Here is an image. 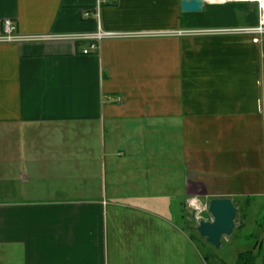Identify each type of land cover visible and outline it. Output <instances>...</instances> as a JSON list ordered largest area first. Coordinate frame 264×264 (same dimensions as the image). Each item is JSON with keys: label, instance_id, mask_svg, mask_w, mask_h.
Listing matches in <instances>:
<instances>
[{"label": "crops", "instance_id": "obj_1", "mask_svg": "<svg viewBox=\"0 0 264 264\" xmlns=\"http://www.w3.org/2000/svg\"><path fill=\"white\" fill-rule=\"evenodd\" d=\"M180 1L0 0V34L121 33L0 41V131L44 141L0 147V264H163L188 196L264 193V40L224 30L259 4Z\"/></svg>", "mask_w": 264, "mask_h": 264}, {"label": "rangeland", "instance_id": "obj_2", "mask_svg": "<svg viewBox=\"0 0 264 264\" xmlns=\"http://www.w3.org/2000/svg\"><path fill=\"white\" fill-rule=\"evenodd\" d=\"M13 128L12 130H2L0 131V147H24L25 136L22 131ZM14 130V131H13ZM68 130L63 128V133ZM13 131V132H12ZM55 131V130H54ZM71 137L68 140L62 141V143L67 144V147L61 148H73V143L75 139L72 136L74 129H70ZM10 134V139L5 140ZM29 134H26L28 143L25 147L30 148H42L43 138L40 136H34L33 139L29 140ZM24 147V148H25ZM236 206L238 208L236 218H235V228L233 232L222 238V244L220 247H215L208 243L195 229V218L194 211L187 207V214L189 215V222L193 225V238L192 244L189 242H184L185 240L179 239L178 248L182 253V257H179L178 253L169 254V256L162 255L163 264H174L183 260V264H234L236 261L238 252L251 249L258 242L261 243V249L258 246L255 248L256 254H258L256 259V264H261L264 258V193L257 196H252L249 199L240 200L236 198ZM247 205V206H246ZM167 261V262H166Z\"/></svg>", "mask_w": 264, "mask_h": 264}, {"label": "built area", "instance_id": "obj_3", "mask_svg": "<svg viewBox=\"0 0 264 264\" xmlns=\"http://www.w3.org/2000/svg\"><path fill=\"white\" fill-rule=\"evenodd\" d=\"M261 13L260 19L257 25L244 28H229L224 29L226 31H245L258 34L264 40V6L260 0H257ZM90 11H84V14H89ZM98 17V12H95ZM119 32L104 30L100 26L93 32H78V33H52V34H29L19 32L16 25L10 18H6L3 21V32L0 34V41H35V40H88L89 44L83 48L84 53H88L91 50H98L100 47V41L105 37L118 36ZM186 205L194 211L195 222L200 219H208V202L203 200L197 195L188 196L186 198Z\"/></svg>", "mask_w": 264, "mask_h": 264}, {"label": "water", "instance_id": "obj_4", "mask_svg": "<svg viewBox=\"0 0 264 264\" xmlns=\"http://www.w3.org/2000/svg\"><path fill=\"white\" fill-rule=\"evenodd\" d=\"M206 0H181L182 11H200ZM237 206L229 196L211 197L208 200L209 219H200L195 225L198 231L208 243L220 247L222 238L230 235L236 225L235 218Z\"/></svg>", "mask_w": 264, "mask_h": 264}, {"label": "trees", "instance_id": "obj_5", "mask_svg": "<svg viewBox=\"0 0 264 264\" xmlns=\"http://www.w3.org/2000/svg\"><path fill=\"white\" fill-rule=\"evenodd\" d=\"M256 246H258L259 250L261 249V243L258 242L251 249H245V250L238 252V255H237V258L234 264H256V259L258 256V254H256V252L254 251ZM261 264H264V258Z\"/></svg>", "mask_w": 264, "mask_h": 264}, {"label": "bare ground", "instance_id": "obj_6", "mask_svg": "<svg viewBox=\"0 0 264 264\" xmlns=\"http://www.w3.org/2000/svg\"><path fill=\"white\" fill-rule=\"evenodd\" d=\"M261 1V3L263 4V6H264V0H260Z\"/></svg>", "mask_w": 264, "mask_h": 264}]
</instances>
